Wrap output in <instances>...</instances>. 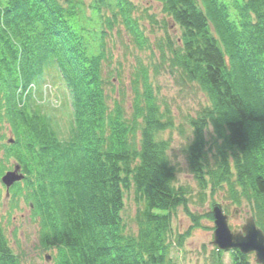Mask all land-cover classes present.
<instances>
[{
	"label": "trees",
	"instance_id": "16d2710c",
	"mask_svg": "<svg viewBox=\"0 0 264 264\" xmlns=\"http://www.w3.org/2000/svg\"><path fill=\"white\" fill-rule=\"evenodd\" d=\"M157 1L180 29L173 38L163 21V60L180 67L208 98L189 120L193 138L184 151L191 171L202 188L209 175L236 203L248 199L264 231V0ZM77 4L0 0V152L15 156L30 178L31 219L40 220V240L56 250L57 264H175L172 213L187 205L188 191L176 185L170 142L161 136L175 119L159 107L145 66L131 84V114L115 84L119 78L106 70L118 21L136 45H145L135 5L92 0L89 17ZM47 84H64L70 95L68 135L45 99ZM208 126L217 138L213 161L204 138ZM4 161L0 155V192ZM131 190L136 233L124 231L121 215ZM1 225L0 264H17ZM223 251L215 250L214 264H223ZM232 252L230 264H251L250 254Z\"/></svg>",
	"mask_w": 264,
	"mask_h": 264
},
{
	"label": "rangeland",
	"instance_id": "374dc122",
	"mask_svg": "<svg viewBox=\"0 0 264 264\" xmlns=\"http://www.w3.org/2000/svg\"><path fill=\"white\" fill-rule=\"evenodd\" d=\"M64 1V0H60ZM134 5L133 18L142 29L145 45L139 47L133 41L125 25L120 21L113 25L108 39L107 50L111 52L107 71L111 75L117 76L119 81L114 79L115 84L125 91V110L131 114V102L133 98L131 84L136 79L137 70L140 65L148 70V80L152 85L156 101L161 109L169 108L175 119L172 129L161 134L170 142L168 155L171 163L176 167V185L183 186L187 191V205L179 206L172 213L170 241L173 243L171 258L175 264H214L217 247L213 244L215 230L212 209L216 204H220L224 212L229 215V225L232 230H240L246 219L252 215V204L245 197H240V202L236 203L230 194L219 186H214L211 177L208 175L206 188H202L197 178L191 171L185 147L193 138L189 120L197 117L202 108L209 105L208 98L197 82L188 81L182 75L180 67L173 66L169 60H163L162 48L163 39L167 35L163 21L170 23L168 34L173 38L180 36L179 27L174 24L162 12V6L157 0H130ZM80 9L81 14L91 16L89 6L92 0H74ZM82 4V5H81ZM110 12L106 10L105 15ZM152 17V18H151ZM167 57L169 55L167 54ZM176 67L173 71L171 67ZM157 68V69H155ZM47 83H51L48 79ZM47 84V102H50L58 116V123L61 131L68 135L71 129L72 110L69 105V93L63 86L50 88ZM44 88V86H43ZM34 91V90H32ZM36 93L37 91L36 87ZM7 133V138H9ZM207 147L212 146L209 152V159L213 161V144L216 143V136L213 127L208 126L204 132ZM220 141L218 140V143ZM216 146V145H215ZM6 170L3 175L14 168L17 159L7 151L0 152ZM2 175V176H3ZM2 178V177H1ZM25 182L30 178H24L18 184H14L9 189V196L6 198V187L1 182L0 196V223L7 236L9 245L15 255L17 264H57L56 250L46 249L39 236V222L36 218L32 221V208L28 205V197L34 192L32 188H25ZM26 197V198H25ZM9 199L16 201L9 203ZM125 206L121 215L123 217L124 231L126 233H136L137 226L134 221L137 204L134 200V191L125 193ZM14 205V206H13ZM13 206V207H11ZM178 238H183L181 244ZM232 250L223 251V264L232 262ZM51 255L50 260L45 256ZM215 254V255H214ZM251 264L256 262L255 254H250Z\"/></svg>",
	"mask_w": 264,
	"mask_h": 264
},
{
	"label": "water",
	"instance_id": "95a60500",
	"mask_svg": "<svg viewBox=\"0 0 264 264\" xmlns=\"http://www.w3.org/2000/svg\"><path fill=\"white\" fill-rule=\"evenodd\" d=\"M8 143H14L10 138ZM25 178L21 166L16 164L14 168L7 171L1 178L2 184L6 187V196H9V189ZM215 230L213 244L218 250L238 249L243 254H255L256 262L264 264V231L257 226L255 218L249 216L240 230H232L229 225V215H227L220 204H216L212 209ZM50 258L49 255L46 256Z\"/></svg>",
	"mask_w": 264,
	"mask_h": 264
},
{
	"label": "flooded vegetation",
	"instance_id": "af4514ba",
	"mask_svg": "<svg viewBox=\"0 0 264 264\" xmlns=\"http://www.w3.org/2000/svg\"><path fill=\"white\" fill-rule=\"evenodd\" d=\"M5 196H6V195H5ZM53 250H55V249H53ZM47 255H49V256H50V258H49V259H47V258H46V256H47ZM47 255L45 256V259H46V260H50V259H51V255H50V254H47Z\"/></svg>",
	"mask_w": 264,
	"mask_h": 264
}]
</instances>
